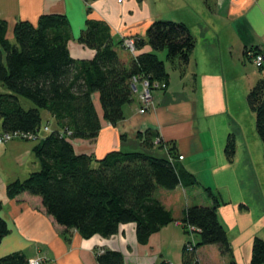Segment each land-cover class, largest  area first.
Segmentation results:
<instances>
[{
  "label": "crops",
  "instance_id": "1",
  "mask_svg": "<svg viewBox=\"0 0 264 264\" xmlns=\"http://www.w3.org/2000/svg\"><path fill=\"white\" fill-rule=\"evenodd\" d=\"M211 1L213 10L209 14L206 9L209 0H121L120 3L117 0H0V20L6 22L7 36L11 39L17 22L35 24L46 14L65 16L72 36L70 55L77 60L93 56V51L76 41L88 20L108 26L115 42L145 38L149 25L166 17L185 24L196 43L188 63L182 67V74L170 66L178 72L176 84L168 74L165 86L161 82L162 87L152 93L153 105L145 114L138 112L141 86L136 84L131 103L123 107L121 121L113 126L102 122L95 139H74L71 144L76 154L96 159L111 152H143L171 159L169 148L173 147L174 160L194 177L197 181L194 186L201 184L203 190L208 188L216 196L217 216L231 247L227 256H222L216 246L198 248L199 264H227L231 260L246 264L253 239L264 240V192L260 190L264 167L259 162L260 173L256 175L250 151L243 150L241 156L238 148L235 161L237 155L242 159L235 171L225 160L229 135L235 145V134H229L224 123L225 116L231 117L234 113L229 109L235 95V79L223 78L219 57L225 40L223 47L230 57L235 47H242V55L247 48L258 47L264 56V0ZM198 39L208 42L201 45ZM118 52L125 57L122 45ZM231 70L235 71V65ZM240 77L244 81L245 77ZM262 77L264 69L256 80L247 75L243 88L249 89L252 81ZM47 121H51L50 117ZM146 134L153 135L152 146H144ZM245 144L241 143V149ZM32 149L33 145L28 143L0 145L1 216L9 230L0 243V258L21 253L27 260L40 258L44 264H98L97 255L110 250L121 253L124 264H181L185 243L197 242L196 234H186L178 221L186 208L212 204L205 190L203 195L197 191L194 196L188 195L189 189L181 186L173 190L157 189L155 197L171 211L173 222L151 234L144 243L138 241L134 224L121 225L118 233L108 239L99 235L83 238L45 214L38 197L24 193L8 198V184L23 181L39 170ZM245 183L251 185L250 193L246 192Z\"/></svg>",
  "mask_w": 264,
  "mask_h": 264
},
{
  "label": "trees",
  "instance_id": "2",
  "mask_svg": "<svg viewBox=\"0 0 264 264\" xmlns=\"http://www.w3.org/2000/svg\"><path fill=\"white\" fill-rule=\"evenodd\" d=\"M0 20V122L2 135L34 138V155L39 170L23 181L6 186L8 198L28 194L41 200L45 214L66 230H75L83 238L99 235L108 239L119 227L134 224L139 242L161 227L173 222L171 211L155 197L157 189L197 185L175 159L158 158L143 152H111L102 159L76 154L71 141L93 140L102 122L115 125L123 119V107L133 96V79H147L157 84V91L168 80L165 62L182 74L195 47V38L182 22L153 21L145 38L134 40V53L126 60L118 50L123 40L115 42L108 26L88 20L77 43L93 51L88 60L70 55L72 40L69 23L63 15H41L35 24L20 21L12 28ZM124 48V45H123ZM258 47H253L257 55ZM124 50H126L124 48ZM165 52L164 61L157 53ZM260 52V51H259ZM264 69V62L262 65ZM19 98L33 107L24 109ZM246 102L254 115L255 130L262 143L264 160V78L251 87ZM42 112H48L54 127L42 130ZM42 133V134H41ZM144 146L153 145L146 134ZM234 140L228 136L225 157L232 162ZM212 204L186 208L181 223L186 234H196L197 242L185 243L181 264H199L196 250L216 246L222 256L231 253L227 234L217 216L218 201L204 188ZM0 243L8 234L1 216ZM98 264H124L121 253L106 250L96 257ZM21 253L0 258V264H27ZM165 264V263H161ZM169 264V263H166ZM227 264H236L233 260ZM246 264H264V240L255 237Z\"/></svg>",
  "mask_w": 264,
  "mask_h": 264
},
{
  "label": "rangeland",
  "instance_id": "3",
  "mask_svg": "<svg viewBox=\"0 0 264 264\" xmlns=\"http://www.w3.org/2000/svg\"><path fill=\"white\" fill-rule=\"evenodd\" d=\"M209 1H210L208 3L209 8H206V9H208V13L210 14V13H212V10H213L212 6L213 5H211L212 1L211 0H209ZM118 2L120 3L121 0ZM165 20H172V19H170V17H168V18L166 17ZM198 41L201 45H204L206 42H208V41H204L201 39H198ZM225 43H226V40L222 42V49H221V55L219 57V63L223 65L222 66L223 70L221 71L223 78L225 80H230L231 78L235 79V95L233 94L234 99H233V102L231 103L230 109H229L230 112L233 111L234 113H232L231 117H230V115H229V117L225 116L224 123H225V127L228 130V133L229 134H235V146H236L235 149L238 148L237 153L239 155H241L243 150H248V152L250 151V153H251V154L249 153L250 159L254 164L255 172L257 175L260 173L259 172V165H260L259 162L263 163L262 165L264 167V160H263V156H262V143L256 134L254 115L250 112L248 105H247V102H246V96L248 94V91L255 84L256 81H252L253 83L249 89L243 88V82L246 81L247 75L249 76V78L254 76V80H256L255 78H257V75L262 72V69H261L262 65H260V66L257 65V62L255 60L256 55L255 56L252 55V54H255V52H253V50H252L253 47L247 48L244 52V55H242V47L238 48V49H236V47H235V52H232V56L230 57V55L226 52L225 48L223 47V45H225ZM122 47H123V45H122ZM130 54H131L130 50L126 49L124 52V56L128 57ZM256 54L262 55L259 51H257ZM157 56L160 60L164 61L165 52L157 53ZM234 65H235V71H232L231 66H234ZM165 69H166L167 73L170 75L172 83L176 84V81L178 79V72L173 70L170 67V65L166 62H165ZM241 75H243L245 77L244 81H242L240 79ZM186 82H187V80H186ZM153 92L151 90V93H150L151 96H152ZM1 93H6V90L0 86V94ZM150 100H151L150 103H151V107H152L153 98L151 97ZM19 101H20L21 106L24 109H28V108L33 107V105L28 100H25L23 98H19ZM141 106H142V101L140 100V107ZM140 107L138 110V112L140 114L147 113L151 108L150 107L149 109L143 111ZM48 117H50L48 112H42V119H43L42 120V130L45 133L47 131L51 130L52 127H54V121L51 119V117H50L51 121H47ZM199 119H202V118L199 117ZM217 122L218 121H216V123ZM1 135L2 134L0 133V136ZM11 142L28 143L30 145H33V149H34V146L37 144V141L34 138L29 139V137L28 138H21L18 136H13L9 140H6V141L0 140V145H2V146L7 145ZM241 143L242 144L246 143L245 144L246 148L243 147V149H241V147H242ZM237 144H238V147H237ZM33 153H34V151H33ZM156 153H158V152H156ZM156 156H158V155H156ZM241 156L237 155L236 161H235V157H234L232 162H228L227 159H225L226 162L231 164L230 166H232L233 171H235L237 164H238V161L239 160L241 161V159H242ZM235 173L237 174L238 172H235ZM246 181H247V178H244V182H246ZM261 182H262V185L260 187V190L262 192H264L263 191L264 190V179L263 180L261 179ZM202 184H204V182ZM245 184H246L245 185L246 186L245 187L246 192L250 193L252 191L251 185L248 183H245ZM204 186H206V185H204ZM230 187L234 190V183L233 182L230 183ZM188 189H189V190H187L188 195L192 194V195L196 196L197 193H199L197 191H201V195H203V193H204L203 188H201V184L198 186H190V187H188ZM204 195H206V194H204ZM209 199L206 197L207 201H209ZM178 222H180L179 224L182 226L181 220H179ZM182 228L184 229L183 226H182ZM193 234H194V232L189 229V235H193Z\"/></svg>",
  "mask_w": 264,
  "mask_h": 264
},
{
  "label": "built area",
  "instance_id": "4",
  "mask_svg": "<svg viewBox=\"0 0 264 264\" xmlns=\"http://www.w3.org/2000/svg\"><path fill=\"white\" fill-rule=\"evenodd\" d=\"M120 1V0H117ZM123 45L126 49H129L131 53H134V39H124L123 40ZM255 56L254 54H252ZM255 60L257 62V65H263L264 62V56L263 55H256ZM133 85L135 86L136 84H140L141 89H140V100L142 101V106L140 107L143 111L147 110L151 107L150 99H151V90L157 89L158 83L157 84H150L147 79H142L138 81L137 79H133ZM17 136V135H1L0 140L1 141H6L9 140L11 137ZM20 137V136H18ZM25 138V137H21ZM27 264H44V261L40 258H35V259H29L27 261Z\"/></svg>",
  "mask_w": 264,
  "mask_h": 264
}]
</instances>
